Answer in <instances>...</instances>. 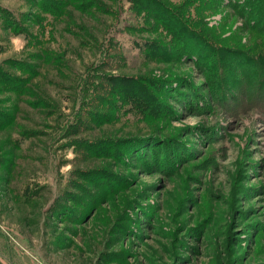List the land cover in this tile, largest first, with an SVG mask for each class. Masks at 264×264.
I'll use <instances>...</instances> for the list:
<instances>
[{
    "label": "rangeland",
    "instance_id": "1",
    "mask_svg": "<svg viewBox=\"0 0 264 264\" xmlns=\"http://www.w3.org/2000/svg\"><path fill=\"white\" fill-rule=\"evenodd\" d=\"M0 264H264V0H0Z\"/></svg>",
    "mask_w": 264,
    "mask_h": 264
}]
</instances>
